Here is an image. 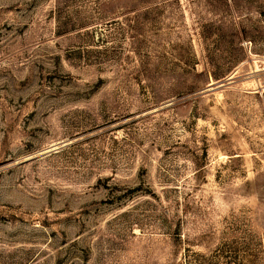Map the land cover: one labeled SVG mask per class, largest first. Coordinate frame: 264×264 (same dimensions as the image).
I'll use <instances>...</instances> for the list:
<instances>
[{
	"label": "rangeland",
	"instance_id": "374dc122",
	"mask_svg": "<svg viewBox=\"0 0 264 264\" xmlns=\"http://www.w3.org/2000/svg\"><path fill=\"white\" fill-rule=\"evenodd\" d=\"M0 264H264V0H0Z\"/></svg>",
	"mask_w": 264,
	"mask_h": 264
}]
</instances>
